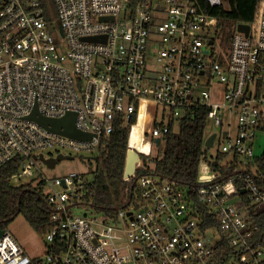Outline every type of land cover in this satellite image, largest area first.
<instances>
[{
  "label": "built area",
  "instance_id": "1",
  "mask_svg": "<svg viewBox=\"0 0 264 264\" xmlns=\"http://www.w3.org/2000/svg\"><path fill=\"white\" fill-rule=\"evenodd\" d=\"M221 5L228 0H0V168L18 160L6 180L30 176L56 223L43 256L29 255L5 230L0 264H264V176L254 146L264 128V0L249 32L237 23L218 51L211 28L219 19L209 10ZM196 106L220 127L218 151L232 174L207 161L192 186L143 174L134 202L75 214L70 208L86 204L91 179L43 169L39 155L47 156L38 150L92 151L121 123L139 154L135 175L171 123L178 128ZM35 109L48 118L75 112L76 127L92 137L44 126ZM146 114L142 140L149 138L140 146L132 133Z\"/></svg>",
  "mask_w": 264,
  "mask_h": 264
},
{
  "label": "trees",
  "instance_id": "2",
  "mask_svg": "<svg viewBox=\"0 0 264 264\" xmlns=\"http://www.w3.org/2000/svg\"><path fill=\"white\" fill-rule=\"evenodd\" d=\"M260 1L228 0V8L222 5L211 8L209 12L219 19L216 32L224 25L233 26V31L226 38L229 42L237 23H251L254 20ZM50 4L47 16L56 26L52 17L53 3ZM206 111L204 106L193 107V113L189 112L178 120V128L171 123L163 156L150 159L155 162L154 169L149 166L141 168L129 179L125 178L124 173L130 127L118 123L110 134L101 137L95 149L98 152L94 158L96 165L90 169L93 179L89 181V190L82 202L99 211L116 212L117 208L134 202L136 196L141 194L142 189L138 183L141 175L155 173L182 187L192 186L197 183L203 161H207L212 170H220L223 176L232 174L235 166L222 163L226 153L218 151L214 159L208 153L206 127L209 119ZM255 161L260 175L264 176V151L256 155ZM18 165L16 160L0 168V228L7 230L8 224L19 214H23L38 234L45 235L56 224L51 218L52 207L43 192L32 183L15 184L12 180H6L18 170ZM261 178L264 184V177Z\"/></svg>",
  "mask_w": 264,
  "mask_h": 264
},
{
  "label": "rangeland",
  "instance_id": "3",
  "mask_svg": "<svg viewBox=\"0 0 264 264\" xmlns=\"http://www.w3.org/2000/svg\"><path fill=\"white\" fill-rule=\"evenodd\" d=\"M56 28L59 33V24L56 23ZM233 31V26L224 25L222 29L219 30L217 33L215 28H211V34H215L218 37V42L216 48L220 51L222 48L226 47L227 44V35ZM219 35V36H218ZM217 88H219L217 86ZM154 106H149L152 110ZM153 111V110H152ZM148 115L141 116V123L140 127L142 129V124L144 120H147ZM219 129L220 127L215 124L213 119L208 120V124L206 127V136H210L212 133H218L217 137L214 140L212 146L208 147L209 155H215L216 152L219 150L221 142L219 139ZM148 138H145L143 141L144 146L148 143ZM255 151L258 154L264 151V129L258 131L256 138H255ZM165 150V141L162 142L160 146H153L152 150V158L161 157L164 154ZM40 153H44L45 156H55L59 152H63L65 154H72L73 158H66L57 160L56 165L54 167H48L45 165L43 169L49 173L51 176H62L68 174L72 171H78L85 173L89 179H93V174L90 172L91 167L94 168L96 165L95 156L97 155L96 150H83V151H72L69 148L64 147H46L44 149L38 150ZM147 165L154 169L155 162L148 161ZM32 181L30 176H24L22 180L13 179V183H23ZM97 209L88 204H75L70 208V211L75 214H83L87 213L90 214L91 212H95ZM7 231L12 233L13 236L18 240L21 246L26 249L27 253L31 256H43L49 250L50 242L46 239L44 235L38 234L33 227L30 225L28 220L25 218L23 214H19L13 221H11L7 226Z\"/></svg>",
  "mask_w": 264,
  "mask_h": 264
},
{
  "label": "water",
  "instance_id": "4",
  "mask_svg": "<svg viewBox=\"0 0 264 264\" xmlns=\"http://www.w3.org/2000/svg\"><path fill=\"white\" fill-rule=\"evenodd\" d=\"M240 30L249 32L250 25L248 23L241 22L238 25ZM60 32L63 33L62 27H60ZM32 117L35 118L38 122L42 125L50 127L53 130L58 132H62L65 135L73 136L78 139L86 140L90 139L92 135L90 133L83 132L79 130L75 125L76 113L75 112H68L65 116L60 118H48L38 114L37 109L34 110ZM216 133H212L210 136L206 138V146L210 147L214 143ZM155 142L157 144L160 143V137L155 138ZM39 157L49 166L54 167L56 165L57 160L66 159V158H73L74 156L71 154L65 153H58L56 156L44 157L43 154H40ZM139 160L138 152L133 149L129 148L127 153L126 159V167H125V177H131L136 169V163ZM5 229L0 228V236L4 233Z\"/></svg>",
  "mask_w": 264,
  "mask_h": 264
},
{
  "label": "bare ground",
  "instance_id": "5",
  "mask_svg": "<svg viewBox=\"0 0 264 264\" xmlns=\"http://www.w3.org/2000/svg\"><path fill=\"white\" fill-rule=\"evenodd\" d=\"M144 122H145V120H144ZM140 123H141V118H140L139 124H137L135 126V130L133 129L134 130L133 142L137 141L139 143V145H142L143 140H142V129L140 127ZM132 135H133V133H132Z\"/></svg>",
  "mask_w": 264,
  "mask_h": 264
},
{
  "label": "crops",
  "instance_id": "6",
  "mask_svg": "<svg viewBox=\"0 0 264 264\" xmlns=\"http://www.w3.org/2000/svg\"><path fill=\"white\" fill-rule=\"evenodd\" d=\"M26 250V249H25Z\"/></svg>",
  "mask_w": 264,
  "mask_h": 264
}]
</instances>
